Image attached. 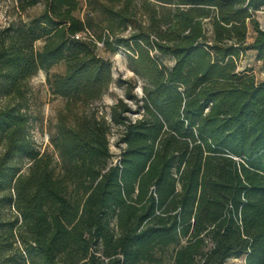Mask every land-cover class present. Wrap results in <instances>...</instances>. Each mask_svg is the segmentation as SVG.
Returning <instances> with one entry per match:
<instances>
[{"label": "trees", "instance_id": "trees-1", "mask_svg": "<svg viewBox=\"0 0 264 264\" xmlns=\"http://www.w3.org/2000/svg\"><path fill=\"white\" fill-rule=\"evenodd\" d=\"M14 3L28 20L0 30V264H264V81L239 71L248 51L264 62V0ZM99 45L143 82L141 97L120 82L109 118ZM40 71L63 101L51 151L31 134Z\"/></svg>", "mask_w": 264, "mask_h": 264}, {"label": "rangeland", "instance_id": "rangeland-1", "mask_svg": "<svg viewBox=\"0 0 264 264\" xmlns=\"http://www.w3.org/2000/svg\"><path fill=\"white\" fill-rule=\"evenodd\" d=\"M42 9L36 8L28 12L29 16H36L41 13ZM27 21L25 15L20 16L16 11L14 0H0V30L10 25L12 22L20 20ZM256 19L264 29V10L256 14ZM248 43L253 41V31H250L247 39ZM99 54L111 66L114 83L103 100L96 104L98 109L110 117V107L119 99L125 97V86L120 84L121 81L131 80L134 82V93L142 96L143 82L138 79L129 69L128 56L123 50L116 53L106 51L102 45H99ZM167 67H171L173 60L170 57L163 59ZM251 70L258 83L264 81V62L256 60L255 52L248 51L239 62V71ZM64 72V64L54 67L51 74H61ZM32 92L31 111L33 122L31 125V134L42 151H51L49 141V126L55 121L57 111L63 106V101L53 99L46 84V73L40 71L29 83ZM115 132V130L113 131ZM117 134L111 137V150L114 155L118 156L120 150L116 147ZM227 264H244L241 259H233Z\"/></svg>", "mask_w": 264, "mask_h": 264}]
</instances>
